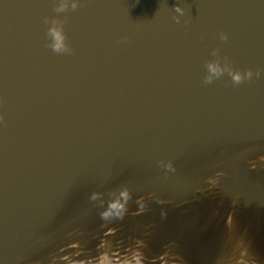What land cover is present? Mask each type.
I'll return each instance as SVG.
<instances>
[{
	"label": "water",
	"instance_id": "1",
	"mask_svg": "<svg viewBox=\"0 0 264 264\" xmlns=\"http://www.w3.org/2000/svg\"><path fill=\"white\" fill-rule=\"evenodd\" d=\"M55 3L0 0V264H49L76 240L73 258L98 255L107 227L148 264H264V0ZM55 16L71 53L48 46ZM213 48L261 75L204 83ZM124 186L128 214L102 227L91 194Z\"/></svg>",
	"mask_w": 264,
	"mask_h": 264
},
{
	"label": "clouds",
	"instance_id": "2",
	"mask_svg": "<svg viewBox=\"0 0 264 264\" xmlns=\"http://www.w3.org/2000/svg\"><path fill=\"white\" fill-rule=\"evenodd\" d=\"M81 5V0H56L55 11L57 13L66 12L69 9H77ZM175 11L178 15L174 16V19L177 23L181 22V17L185 14V8L177 3L175 5ZM67 17H45L44 22L49 25L47 30V35L49 37V47L56 53H71L73 51L67 33L65 31V23ZM126 39V38H125ZM221 40H228L229 36L226 32L220 33ZM212 57L206 63V75L204 77V83L210 84L214 80H217L224 76L226 73L231 77L232 82L235 85H239L244 81H251L254 76L259 77L261 71L256 69L255 71L252 68L247 69H238L234 67L232 60L228 56H221L219 48H213L211 51ZM4 119L3 113H0V121ZM264 160V157H261ZM160 166L168 171L175 172V165L172 160H161ZM223 172H217L215 177L208 178V184L210 186H215L219 182V178L223 176ZM102 193L93 192L91 194V199L94 201H99L100 205V218L107 223L116 220H123L129 212V204L133 199V193L131 189L127 186L122 187L118 193H114L111 198L108 200L101 199ZM149 198L155 199L159 203L163 204L165 201L156 193H149ZM136 203L139 205V208L136 210L134 215H140L145 212L148 208L149 200L144 196H140L136 199ZM117 229L115 227H107V230L104 232L100 242L96 245L99 250L98 255L89 256L86 259H75L79 257L84 252V249L81 247L78 240L69 243L66 247L70 249H78L74 253H69L62 256H54L49 264H58L59 262H66V264H148L144 253L141 251L143 248V241L137 239L135 241V246H129L123 251H121L119 246L114 247L113 242L110 239H107L109 236L115 235ZM72 235H79L78 232L69 233ZM65 248H61L60 252H64ZM165 264H169L168 260L163 257ZM243 255L240 254L237 259L235 255L231 257H221L218 260V264H241L243 260ZM155 258H153L154 264Z\"/></svg>",
	"mask_w": 264,
	"mask_h": 264
}]
</instances>
